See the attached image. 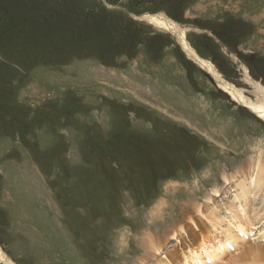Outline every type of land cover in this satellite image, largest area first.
<instances>
[{"label":"rangeland","instance_id":"rangeland-1","mask_svg":"<svg viewBox=\"0 0 264 264\" xmlns=\"http://www.w3.org/2000/svg\"><path fill=\"white\" fill-rule=\"evenodd\" d=\"M162 12L195 48L140 20ZM195 50L255 98L264 0H0V245L17 264H137L147 234L192 226L189 214L223 228L236 217L223 206L239 191L222 175L262 169L264 117L189 59ZM254 197L253 235L234 228L194 250L196 264L264 245ZM176 244L156 258L195 264L169 254Z\"/></svg>","mask_w":264,"mask_h":264},{"label":"bare ground","instance_id":"bare-ground-1","mask_svg":"<svg viewBox=\"0 0 264 264\" xmlns=\"http://www.w3.org/2000/svg\"><path fill=\"white\" fill-rule=\"evenodd\" d=\"M151 14L147 13V15L140 16L141 19L140 18L138 19L145 20L159 29L170 32L177 38L180 45H181V39L185 38L186 35L189 47L195 48L192 45V43L189 41L188 35L186 34V30L180 23L173 20L163 12L151 13ZM133 16L138 17L137 15H133ZM183 46L185 48L184 42H183ZM184 48L182 47L183 50ZM187 56L189 59H191L201 67L206 68L211 74V76L214 79L216 78L215 81L217 82L218 87L225 89L227 91V94L231 97L232 100L238 102L240 105L244 107L251 109L257 116L264 117V88H262L261 91H259L260 94H258L257 97L254 98L252 102H248V100L244 98V96L241 93L239 92L234 93L228 90V88L224 87L227 80L223 77V75L220 73L217 67L215 65L212 66L210 60H207L204 57H202L197 50H195L193 55H187ZM188 62L190 63V61ZM246 73H248L247 70ZM257 85L258 88H261L260 83H258ZM245 170H248L249 172H246ZM227 176H228L227 173H224L222 175L223 181L226 182V184L222 186H227L232 184L230 185V187L238 190L239 193L233 196L234 198L233 200H230L229 208H226L225 206L222 205L226 210L224 211L227 212V214L230 215V212H232V214L234 213L233 216L236 215V217L229 218V221L227 222L225 228H223L224 226H221V224L219 223L220 220H217L218 224H216V221H214L211 222L210 225H204V223L197 222L196 219L190 216L189 214L188 218L192 220L193 222L192 226H183L180 222L179 224H176L174 228L167 229L165 235H161V237H155L153 234H147L144 241L148 251L147 253H144L141 257H139L138 263L158 264L159 262H161L162 264H167L165 260H162L160 257L156 258V256L162 251V246H161L162 244H164L166 248L170 249L171 242L173 240H176L177 244L172 251L171 250L169 251V254L172 255L175 259H177L178 250H182V255L196 264L197 260L194 250L201 252V248L203 245H208V244L215 245L216 243H224L227 237L235 236L233 232L234 228L241 230L240 234H244L246 238L247 237L250 238V236H247V234L249 233L247 231L248 228L250 229L255 228L256 225L255 226L252 225L253 224L252 215H254L257 211L249 210V203L251 197L253 196H255L253 201L257 202L259 199L262 198L260 201L264 202V165H262V169H260L258 164V167H256L255 169V167L251 166L250 163L243 164L242 173H239L237 171L234 177L229 178ZM219 184L217 183L215 185L219 186ZM205 202H206L205 204L201 203L196 206L197 215L199 217L202 216L203 214L202 213L203 208L205 207L208 208L211 206L210 200H205ZM238 213H240L239 217H237ZM263 216L264 213H260L255 220L258 221L260 219H264ZM221 228H223V230H221ZM195 230L206 231V236L203 233L194 232ZM250 232L253 233V229H251ZM183 235L189 237L190 239L186 240V238L183 237L182 242L180 243L178 241V238L179 237L182 238ZM238 239L239 241H242L240 237ZM226 243H229V245H231V242L229 241ZM180 245H182L183 247L182 249L180 248ZM227 253L229 254L230 258L229 259L225 258L227 260L224 259L225 261L223 262V264H264V245L260 243H254V241L244 244L243 247L236 254L230 251ZM205 256H206L205 261L208 264L216 263V260L210 254H208V251H205ZM198 261L200 264H206L205 261L202 260L200 256H198ZM0 262L3 264H17L1 245H0Z\"/></svg>","mask_w":264,"mask_h":264},{"label":"flooded vegetation","instance_id":"flooded-vegetation-1","mask_svg":"<svg viewBox=\"0 0 264 264\" xmlns=\"http://www.w3.org/2000/svg\"><path fill=\"white\" fill-rule=\"evenodd\" d=\"M224 87L225 88H228V90H230V91H232V92H234V93H237V92H239V93H241L243 96H244V98H246L247 100H248V102H252L253 101V97L252 96H248V95H246L245 93H244V91L242 90V89H240L238 86H236L235 84H233V83H231L230 81H228L227 80V82H226V84L224 85ZM258 88V86H257V84L256 83H254V94H255V96L257 97V95L258 94H260L259 93V88ZM248 96V97H247ZM255 97V98H256ZM238 103V102H237ZM242 106V105H241ZM244 107V106H243ZM247 108V107H246ZM249 109V108H248ZM251 110V109H250ZM252 111V110H251ZM253 112V111H252ZM254 113V112H253ZM257 116V115H256ZM258 117H260V118H263V117H261V116H258Z\"/></svg>","mask_w":264,"mask_h":264},{"label":"crops","instance_id":"crops-1","mask_svg":"<svg viewBox=\"0 0 264 264\" xmlns=\"http://www.w3.org/2000/svg\"><path fill=\"white\" fill-rule=\"evenodd\" d=\"M211 62V61H210ZM211 64H212V66L214 65L212 62H211ZM245 68V70H247L246 68V66L244 67ZM246 72V71H245ZM216 79V78H215ZM254 83H256V84H258V83H260V82H258V81H256V82H254ZM261 84V83H260ZM258 86V85H257ZM262 88H264V85L263 84H261V88H259V91H261V89Z\"/></svg>","mask_w":264,"mask_h":264},{"label":"water","instance_id":"water-1","mask_svg":"<svg viewBox=\"0 0 264 264\" xmlns=\"http://www.w3.org/2000/svg\"><path fill=\"white\" fill-rule=\"evenodd\" d=\"M133 16V15H132Z\"/></svg>","mask_w":264,"mask_h":264}]
</instances>
